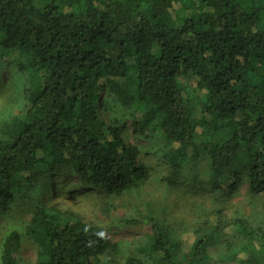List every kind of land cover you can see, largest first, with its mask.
Segmentation results:
<instances>
[{
  "label": "trees",
  "instance_id": "trees-1",
  "mask_svg": "<svg viewBox=\"0 0 264 264\" xmlns=\"http://www.w3.org/2000/svg\"><path fill=\"white\" fill-rule=\"evenodd\" d=\"M12 51L32 87L24 116L1 129L0 211L40 173L69 171L115 196L146 183L126 123L102 116L105 96L133 110L132 137L164 140L173 175L206 162L214 188L232 193L244 181L264 193V0H0V55ZM178 77L202 94L197 115ZM149 223L148 262L122 264H210L208 236L185 256L167 228ZM24 234L36 264H100L115 247L100 227L45 206ZM20 246L9 233L0 264H18ZM234 261L264 264V249Z\"/></svg>",
  "mask_w": 264,
  "mask_h": 264
},
{
  "label": "rangeland",
  "instance_id": "rangeland-1",
  "mask_svg": "<svg viewBox=\"0 0 264 264\" xmlns=\"http://www.w3.org/2000/svg\"><path fill=\"white\" fill-rule=\"evenodd\" d=\"M23 61L15 51L0 55V136L1 129L23 117L28 108L32 86L28 72L18 69ZM177 82L184 90L186 104L197 115L202 94L189 87L187 78L178 77ZM104 99L102 116L106 121L119 118L126 123V140L139 148L138 161L149 168L146 183L115 196L80 185L69 171L40 173L32 184L14 192L7 211H0V251L4 238L18 232V264H36V248L24 230L36 208L45 206L48 211L66 213L70 221L80 220L106 232L115 247L100 259V264H122L127 258L148 262L144 248L151 236L149 219L167 228L185 256L195 242L208 236L204 240L210 264H234V260H244L252 252L262 254L264 193L250 194L244 181L232 193L214 188L206 162L186 163L173 175L165 161L168 146L164 140L157 135L149 140L132 137L127 116L133 110L122 109L106 96ZM169 179L174 182L169 184ZM240 226L248 233L237 231Z\"/></svg>",
  "mask_w": 264,
  "mask_h": 264
}]
</instances>
